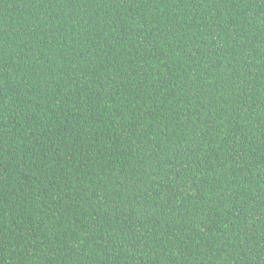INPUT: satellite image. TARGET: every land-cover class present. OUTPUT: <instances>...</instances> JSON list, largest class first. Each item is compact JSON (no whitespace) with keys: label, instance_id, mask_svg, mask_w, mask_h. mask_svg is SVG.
Here are the masks:
<instances>
[{"label":"trees","instance_id":"1","mask_svg":"<svg viewBox=\"0 0 264 264\" xmlns=\"http://www.w3.org/2000/svg\"><path fill=\"white\" fill-rule=\"evenodd\" d=\"M0 264H264V0H0Z\"/></svg>","mask_w":264,"mask_h":264}]
</instances>
